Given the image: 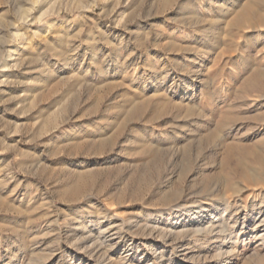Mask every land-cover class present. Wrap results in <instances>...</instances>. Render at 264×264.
Masks as SVG:
<instances>
[{
    "label": "rangeland",
    "instance_id": "1",
    "mask_svg": "<svg viewBox=\"0 0 264 264\" xmlns=\"http://www.w3.org/2000/svg\"><path fill=\"white\" fill-rule=\"evenodd\" d=\"M0 264H264V0H0Z\"/></svg>",
    "mask_w": 264,
    "mask_h": 264
}]
</instances>
